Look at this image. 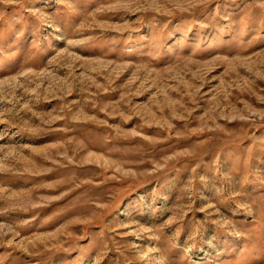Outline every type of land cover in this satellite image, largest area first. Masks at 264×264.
Wrapping results in <instances>:
<instances>
[{
    "label": "rangeland",
    "instance_id": "obj_1",
    "mask_svg": "<svg viewBox=\"0 0 264 264\" xmlns=\"http://www.w3.org/2000/svg\"><path fill=\"white\" fill-rule=\"evenodd\" d=\"M0 264H264V0H0Z\"/></svg>",
    "mask_w": 264,
    "mask_h": 264
}]
</instances>
